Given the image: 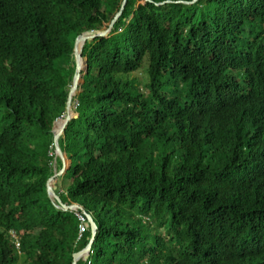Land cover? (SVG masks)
<instances>
[{
	"label": "trees",
	"instance_id": "obj_1",
	"mask_svg": "<svg viewBox=\"0 0 264 264\" xmlns=\"http://www.w3.org/2000/svg\"><path fill=\"white\" fill-rule=\"evenodd\" d=\"M122 1L0 0V264L90 241L48 195L52 128ZM82 55L54 182L98 226L77 264H264V0H126Z\"/></svg>",
	"mask_w": 264,
	"mask_h": 264
},
{
	"label": "water",
	"instance_id": "obj_2",
	"mask_svg": "<svg viewBox=\"0 0 264 264\" xmlns=\"http://www.w3.org/2000/svg\"><path fill=\"white\" fill-rule=\"evenodd\" d=\"M167 1H170V0H165V2H167ZM178 1H182V0H178ZM125 4H126V0H123L120 10L115 14V16H114L113 20L111 21L108 29L100 30V31L91 30V31L84 32V33L77 36L76 41H75V45H74V49H73V55H74V60H75V64H76V69H75V74L73 77V83L70 87L69 94H68L67 101H66V109H65L64 118L60 117V118L56 119V121L54 122L53 128H52L55 157L57 154V157H59L61 159L63 166L59 170H57L55 168L56 164L54 163V165H53L54 166V173L52 174V176H50L47 179V182H46V188H47L48 195L57 207H60L62 209H66V210L67 209H70V210L79 209V210H81L85 214V216L87 217V221L90 225L91 233H92L89 243L84 248H82L81 250H79L73 254L72 264H77V261L79 259H81L83 256L88 255V253L91 249L92 243L94 241L98 226L94 220L93 215L91 213L87 212L82 205H79L78 203L64 202L55 190L56 189V185L54 184L55 178L60 176V174L63 173L67 167L66 153L64 151H62L60 146H59V137L62 134H64L66 124L72 116L73 97L76 95L77 91L79 90V85L83 81V75H82L81 70L83 68L84 62L86 61V57H84L82 55L83 46H84L86 40H91V39L95 38L96 36L105 35L109 31V29L112 27L113 23L121 15ZM59 120H61V125H60L59 129L56 130V122Z\"/></svg>",
	"mask_w": 264,
	"mask_h": 264
},
{
	"label": "built area",
	"instance_id": "obj_3",
	"mask_svg": "<svg viewBox=\"0 0 264 264\" xmlns=\"http://www.w3.org/2000/svg\"><path fill=\"white\" fill-rule=\"evenodd\" d=\"M77 215H78L79 220L81 221V223H80V232H82L84 227L87 225L86 216L84 214H82V213H77ZM16 244L18 245L19 242L16 241Z\"/></svg>",
	"mask_w": 264,
	"mask_h": 264
},
{
	"label": "rangeland",
	"instance_id": "obj_4",
	"mask_svg": "<svg viewBox=\"0 0 264 264\" xmlns=\"http://www.w3.org/2000/svg\"><path fill=\"white\" fill-rule=\"evenodd\" d=\"M63 135V134H62ZM56 156H57V154H56ZM56 168V167H55ZM64 173V172H63ZM63 173H61L60 175H62ZM65 182H66V184L68 183V178L66 177L65 178ZM61 182L59 181V182H56V186L58 185V187H59V189L61 188L60 186H61ZM11 234H12V236H14L15 235V232H14V230H12L11 231Z\"/></svg>",
	"mask_w": 264,
	"mask_h": 264
},
{
	"label": "clouds",
	"instance_id": "obj_5",
	"mask_svg": "<svg viewBox=\"0 0 264 264\" xmlns=\"http://www.w3.org/2000/svg\"><path fill=\"white\" fill-rule=\"evenodd\" d=\"M53 144H54V142H53ZM57 157V156H56ZM56 190V189H55ZM76 211H77V213H78V211H79V209H75ZM79 213H82V214H84L81 210H80V212ZM85 215V214H84ZM86 219H87V217H86ZM87 223H88V221H87ZM89 224V223H88ZM12 231V230H11ZM14 238H15V244H16V241H18V239H17V237H16V234L13 236ZM19 242V241H18ZM16 246H19V244L17 245L16 244Z\"/></svg>",
	"mask_w": 264,
	"mask_h": 264
},
{
	"label": "bare ground",
	"instance_id": "obj_6",
	"mask_svg": "<svg viewBox=\"0 0 264 264\" xmlns=\"http://www.w3.org/2000/svg\"><path fill=\"white\" fill-rule=\"evenodd\" d=\"M60 125H61V124H60ZM60 125L58 126V129H59Z\"/></svg>",
	"mask_w": 264,
	"mask_h": 264
}]
</instances>
